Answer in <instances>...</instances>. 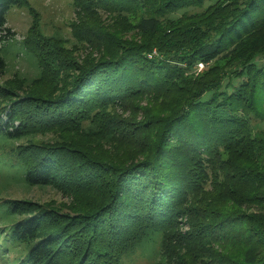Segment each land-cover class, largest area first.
<instances>
[{"label":"trees","instance_id":"16d2710c","mask_svg":"<svg viewBox=\"0 0 264 264\" xmlns=\"http://www.w3.org/2000/svg\"><path fill=\"white\" fill-rule=\"evenodd\" d=\"M206 1L71 0L80 20L72 25L76 42L99 54L80 66L59 58V37L36 31V45L23 42L51 67L36 58L38 76L17 77L23 87L51 77L49 71L78 73L57 95L0 85L6 264H120L152 235L161 236L158 263L264 264V139L249 124L250 116L264 120V65L254 61L264 53V0H215L201 13L161 22ZM27 5L0 0V44L14 36L8 10ZM139 7L145 13L136 38H126V17ZM101 14L114 17L112 24ZM212 61L207 72L191 73ZM6 69L0 55V76ZM49 133L57 136L35 142ZM70 135L104 145L118 138L132 150L123 161L112 153L89 157ZM12 187H50L73 197L99 187L101 200L63 212L4 195Z\"/></svg>","mask_w":264,"mask_h":264},{"label":"rangeland","instance_id":"374dc122","mask_svg":"<svg viewBox=\"0 0 264 264\" xmlns=\"http://www.w3.org/2000/svg\"><path fill=\"white\" fill-rule=\"evenodd\" d=\"M214 1L215 0L206 1L203 7H190L175 13H171L161 18V22L166 23L168 21H176L185 12L189 15L201 13L209 4H212ZM27 3L29 4L27 6L11 7L6 15V26L14 32V36L0 44V55L4 58L7 67L5 74L0 76V85H5L7 88H19V92L35 93L41 90L39 94L46 93L45 95H47L53 93L52 95H57L58 93L62 92V90L73 80L78 71L67 68L63 71H55V76L52 75L53 71H49L48 75H51V77L42 82H36L34 87H23L17 77H25L28 81H31L34 79V77H37L39 68L36 58L40 60L41 65L49 66V64H46L48 60L41 59L39 55L37 56L35 51L34 56L28 53L23 42L25 43V41L27 42L31 40V45H36V31L45 37H59L65 41V43L59 44L62 47L59 58H61V60H73V65L75 64L78 66L83 64L82 58L84 59L86 56L98 57L99 54L95 51L94 46L89 47L88 45H83V43L76 42L77 40L73 35L74 31L72 25L75 24L78 26L80 20L76 17V11L73 8L71 0H27ZM29 6L33 9L31 10ZM144 13L145 9L143 7H139V10L135 15H127V21L125 22L123 28L126 38L133 36L136 38L137 32L134 27L136 22L141 18V15ZM113 18L106 14H101V19L104 20L106 25L110 23L112 24V21H114ZM120 24L116 27L120 28ZM27 48L29 47L27 46ZM153 53H156V51L154 50ZM254 61L256 64L264 65V53L256 56ZM224 63L225 61H219L220 66L224 67ZM57 64L58 67H60V62ZM213 65V61L209 64L198 62L191 70V73H194V76L197 74H203L207 72ZM50 69L51 67L49 66V70ZM227 82H230L231 84V81H229L228 77H225L223 79V83L226 84ZM234 83L237 84L238 80L235 79ZM140 105L145 106L146 102H142ZM116 113H121L119 107L115 109L114 114ZM123 115L127 116L128 114L124 113ZM135 119L142 120L140 115L136 116ZM249 124L253 136L264 139V120H259L253 116H250ZM56 136L57 135L55 133H49L44 137H41L43 139H36L35 142L40 144V142H45L51 138L53 139ZM70 137L72 140H69L68 138L67 139L72 142V145L77 149L85 151L89 157L112 159L110 155L112 153L115 158H118L119 161L120 159L123 161L124 155L126 156L127 152H131L132 150L131 147L127 146L126 140L118 138H116L117 143L111 141L110 143L104 145L100 143V141L85 139L78 135H70ZM11 189L4 195H11V197H16L20 200L22 199L23 201H27L30 204H36L42 208H51L53 210H61L63 212H70V207L74 205L80 208L89 207L92 205L95 206V204H98L101 200L99 187H96L94 192L89 191L87 196L79 194L78 196L75 195V197L63 195L62 192L50 187H33L28 190L22 187H12ZM8 197L9 196L5 198L7 199ZM186 229L187 227L185 224H181L179 227V230L181 231ZM160 244L161 236L152 235L142 244L137 246L133 251L124 255L121 258L120 264H162V262L158 263ZM174 247L175 246L172 248L175 249ZM7 262V260L0 256V264H6ZM163 264H165V262H163Z\"/></svg>","mask_w":264,"mask_h":264}]
</instances>
